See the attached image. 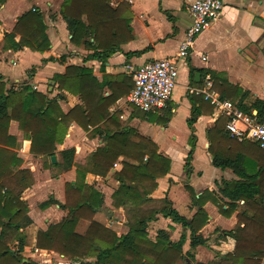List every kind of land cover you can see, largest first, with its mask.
Returning <instances> with one entry per match:
<instances>
[{"label": "trees", "instance_id": "obj_1", "mask_svg": "<svg viewBox=\"0 0 264 264\" xmlns=\"http://www.w3.org/2000/svg\"><path fill=\"white\" fill-rule=\"evenodd\" d=\"M4 1L0 0V5ZM59 12L66 23L70 42L89 50L84 60H100L103 71L108 58L120 51L122 44L134 38L131 25L133 11L126 0L117 4L113 0H62ZM46 29L44 14L37 8L28 9L18 17L13 30L5 32L2 47L20 49L26 46L44 52L51 44ZM16 34L18 39L15 38ZM148 48L128 51L125 55H138ZM65 58L66 54H62L43 59L64 61ZM207 71L222 97L264 122V99L252 96L248 89L239 84L231 83L224 73ZM52 80L60 91L79 95L83 104L64 112L56 97L50 98L28 83L6 88L5 83L0 81V183L3 188L0 192V264H41L23 256L26 246L57 251L79 264H175L187 240L186 230L190 231V248L186 254L189 264H192V260H195L193 249L206 243L199 231L209 218L204 208L208 200L218 205L224 215L229 216L238 210L236 225L220 231L222 237L235 239V247L228 253L218 254L211 261L193 263L262 264L264 149L251 140L238 141L231 136L225 126L227 118L223 115H219L215 124L207 130L208 150L212 165L232 169L237 178L222 179L221 183L216 182L218 191L206 189L199 195L186 185L196 207L191 218L181 214L167 196L151 197L158 186L157 179L171 170V159L158 152L156 143L140 134H137L140 142L135 143L130 140V130L120 132L116 128L103 126L105 144L91 152L88 163L95 172L106 173L123 156L118 162L120 168L115 171L120 185L113 192L111 203L116 208L124 209L128 230L118 234L93 219L92 215L104 202L103 195L85 181L88 171L85 166L74 163L75 148L70 147L60 150V162H49V165L61 169L77 166L76 180L65 184V201L60 202L50 196L40 203L41 206L57 203L68 210L67 214L58 221L50 222L46 229L37 230L33 237L27 230L33 224V219L28 214V203L22 194L34 183V176L28 168L18 167L19 159L10 148L16 141L15 136L8 134L10 120L19 121L24 136L31 141L30 150L35 155H55V144L63 142L72 121H77L84 128L96 123H114L116 117L110 113V106L127 95L133 86L132 74L104 71L100 80L91 67L78 64H69L65 72L54 73ZM195 84H201V80ZM106 86L110 89L108 95L104 94ZM202 102L214 109L208 101ZM200 105L202 103L193 102L187 118L192 131L189 137L191 148L184 164L187 174L192 171L191 159L196 139L194 123L201 115ZM142 112L151 121H156L154 116H157L158 121L164 124L171 114L170 106L163 116L152 111ZM158 214L182 225L179 239L173 240L166 228H159L154 240L150 238L149 223L156 220ZM81 218L90 221L85 233L76 229ZM12 243L16 244L14 250L10 246Z\"/></svg>", "mask_w": 264, "mask_h": 264}, {"label": "crops", "instance_id": "obj_2", "mask_svg": "<svg viewBox=\"0 0 264 264\" xmlns=\"http://www.w3.org/2000/svg\"><path fill=\"white\" fill-rule=\"evenodd\" d=\"M32 1L41 5L42 10L45 9L43 14L47 24L46 31L51 41L50 47L44 52L36 51L26 46L20 49H4L2 45L5 32L0 31V81L5 83L6 88L11 86L18 87L16 84L20 79H22V84L28 83L32 87L34 84L37 86L36 90L47 94L50 98L56 97L64 112H68L77 104H83V101L79 95H74L64 90L60 91L57 83L52 80L54 73H63L67 65L78 64L91 67L94 75L100 80L104 71L112 74L120 72L131 74L130 67L136 68L146 61L176 54L183 34L191 24V18L187 11V6L191 0H126L131 4L133 11L131 25L134 38L122 44L121 50L108 58L103 71L100 68V60L96 58L84 60V57L90 52L89 50L76 46L69 41L66 23L59 12L62 0ZM120 1L122 0H113V3L117 4ZM223 1L224 8L221 17L197 36L192 52L188 56L180 58L178 82L174 90L173 99L169 104L171 114L166 124L162 123L163 125H158V128L155 127L150 130L151 124L144 122L147 120L151 121L147 117H134L128 121L131 113L126 114L119 108L122 102H126L125 98L121 97L110 106V113L116 117L114 123L106 122V125L96 123L88 125L90 129H84L77 121H72L63 142L55 144V162L62 160V158L58 160L60 150L70 147L75 148L74 163L82 164V162H85L86 157L90 156L98 145L102 146L105 144L106 133L104 128L107 126L116 128L120 132L130 130V140L135 143L140 142V137L137 134L143 135L156 143L158 152L171 159L170 172L157 179L158 186L151 193V197L160 198L167 196L171 199L173 206L188 218L194 215L196 207L192 203L190 192L186 185L190 186L199 195L206 189L218 191L217 183H221L222 179L231 180L237 178L232 169H222L211 163L207 130L215 124L219 117L217 111L215 109L211 110L201 99L191 97L186 93L188 86L200 85L195 84V82L201 80L202 84L205 75L210 73L207 70H214L224 73L231 83L239 84L244 89H248L252 96L264 99V79L259 80L255 77V73H252L256 70H262L261 73L264 72V0ZM33 2H27V0L4 1L0 5V20L4 21L15 17L17 21L23 12L30 9L29 7L20 11L21 7L25 3L32 5ZM53 6L55 7L50 11V7ZM16 14L17 16H15ZM3 26L0 23V27ZM8 31L6 30V32ZM15 38L18 39L19 36L16 35ZM145 48L148 49L141 54L130 57L125 55L128 51H137ZM27 53L31 56H36V61L32 62L30 66L24 65L23 62L21 64L18 63L20 56ZM62 54H66L64 61H44L43 59L52 55L59 57ZM203 56H206V60L202 59ZM245 63L247 64L244 65ZM17 64H20V69L8 67L10 65L17 66ZM32 68L33 70H31ZM191 69L193 70L192 74L190 73ZM250 73H252V76H250ZM109 93L110 89L106 86L104 94L108 95ZM193 102L202 103V105H200L201 115L194 123L195 130L193 134H195L196 139L191 159L192 171L187 174L184 164L191 148L189 137L192 134L187 124V118L190 116ZM104 116L107 118V114L104 113ZM154 119L157 120L151 121L152 123L160 124L157 116H154ZM94 128L96 129L95 133L87 134ZM160 130L164 131L166 136ZM8 134L16 137L15 144L10 148L19 159L18 167L28 168L34 176V183L22 194V198L28 203V214L33 219V224H35V227H42L43 218L52 216V213L60 215L57 221L60 220L67 214L64 208H61L57 203L46 206L40 205L50 195L47 198L39 199L40 208L38 210H36L34 204L38 197L46 193L52 194L54 198L64 202L65 184L76 180L77 166L73 165L68 169L55 167L59 168L61 172L57 176H52L51 167L54 168V166L50 165L51 167H49L46 165L47 159H49L50 163H55L51 160L52 155H35L30 150L31 141L24 136L18 120H10ZM205 158L209 175L206 174L200 165H197L198 159L200 164L202 159ZM176 164L177 166H175ZM211 173L213 174L211 175ZM93 176L94 173L88 171L85 181L92 184L90 179ZM92 185L96 188L94 184ZM2 189L0 183V192ZM106 201L107 203L109 202L107 199ZM204 208L207 210L209 218L200 229L199 234L202 239H205L206 243L196 247L197 249L204 247L208 250L212 254L211 259L213 260L216 255L225 254L234 249L235 239L230 236L222 237L220 231L232 229L236 225L238 210H235L229 216L224 215L220 212L218 205L211 200L206 201ZM56 210L58 211L56 212ZM99 210L101 211V207L96 211L97 214ZM119 210L123 211V208H119ZM112 213L110 212L109 215H112ZM109 215L107 214V218L111 222ZM157 217L158 219L152 221V225L160 222L159 217L161 216L157 215ZM164 221L167 223L165 228L174 232L171 238L173 240L179 239L183 231L182 225L174 222L169 217H164ZM122 224L124 226L122 225L121 231L124 233L127 230V226L124 223ZM184 247L185 251L190 248V238H187ZM215 252L217 253L214 255Z\"/></svg>", "mask_w": 264, "mask_h": 264}, {"label": "built area", "instance_id": "obj_3", "mask_svg": "<svg viewBox=\"0 0 264 264\" xmlns=\"http://www.w3.org/2000/svg\"><path fill=\"white\" fill-rule=\"evenodd\" d=\"M223 8V0H191L187 6L191 24L183 34L178 52L146 61L136 68L130 67L133 86L125 95V101L142 111L165 115L178 82L180 58L192 52L197 36L221 17ZM202 59L206 60V56ZM36 87L33 84V88ZM186 93L191 97L208 101L218 115L225 116L227 118L225 126L231 136L238 141L251 140L264 149V122L254 114L241 110L230 99L222 97L214 87L210 73L205 75L202 84L188 86ZM118 164L114 163L115 166Z\"/></svg>", "mask_w": 264, "mask_h": 264}, {"label": "rangeland", "instance_id": "obj_4", "mask_svg": "<svg viewBox=\"0 0 264 264\" xmlns=\"http://www.w3.org/2000/svg\"><path fill=\"white\" fill-rule=\"evenodd\" d=\"M29 1L33 2L32 0H29ZM29 1L27 0V2H29ZM29 7H30V9L37 8L40 11L42 10L41 5H38L35 2H33L32 5H29V3H25V5H23L21 7L20 11L21 10H25L26 8H29ZM44 7H45V5H44ZM54 7L55 6L50 7V11ZM44 10L45 9H43L41 12L43 13ZM15 16H17V14ZM15 19L16 18L13 17V18H10V19L4 20V21L0 20V23L2 25H4L3 27H0V31L1 32H3V31L6 32V30H9V31L13 30V28L15 26V23H16ZM35 59H37L36 56H31L30 54L27 53V54H23L22 56H20V60H19L18 63L21 64L23 62L24 65L30 66L32 62L36 61ZM20 64L19 65L17 64V66L16 65L15 66L10 65L8 67L9 68L11 67L12 69L14 67H16L17 69H20ZM246 64L247 63H245L244 65H246ZM261 71L262 70H256V71H254L252 73H255V77H257V79L262 80V79H264V72L261 73ZM252 73H250V76H252ZM21 81H22V79H20L16 85H18V86L22 85ZM123 97H125V96H123ZM249 100H251V97H250ZM119 108L121 109L122 112H126V114L131 113V116L128 119V121H130L134 117L135 118H141V116H143V114H144L141 110H137L134 106H132L128 102H122V104H121V106H119ZM144 122H148V123L151 124L150 130H152L151 128H155V127L158 128L159 126L163 125L162 123H160V124H157V123H154V122L152 123L151 121H148V120L144 121ZM155 124H157V125H155ZM84 129H90V128H89V126H87V128H84ZM92 130L90 132H88L87 134H91V133H95L96 132L95 128L92 129ZM160 132L163 133L164 136H166V133L164 131L160 130ZM97 147H99V145ZM61 158H62L61 154H58V160L59 159L61 160ZM120 159L121 158L117 159L116 162H120ZM205 160H206V158L202 159V162L199 164V159H198L197 165H200V167L205 170L206 174L209 175V172H207V168H206L207 165H206ZM46 161H47L46 165L51 167L49 165V159H47ZM88 162H89V156L86 157L85 162H82V164L76 163V162H75V164H79L81 166H85L87 171H91V172L94 173V176L91 178L92 180L90 179V181H91L92 184H94L96 186V188L98 190L100 189V191H101V193L103 195V200H104V202H103V204L101 206V211L99 210L98 214H97V212H95L92 215V217H93V219H95V220H97L99 222H102L106 226L112 228L118 234H121V233H123L121 231V227L123 225L122 223H124L127 226V230H128V225L126 224V214H125L124 209H123V211L122 210L118 211L119 208L114 207L112 205V203H111L112 202V194H113L114 190L118 189V187L120 185L118 179L115 176V171H117L118 168H120L121 164H119L118 166H115L114 163H113V165L107 170L106 173H97V172H95L94 168L93 169L91 168V165ZM175 166H177V164ZM60 172H61V170L59 168H55V166H54V168L51 167L52 176H57ZM212 174L213 173H211V175ZM49 195L52 196V194L46 193L45 195H42V196L37 198L38 200L34 204V207L36 208V210H38L40 208L39 199L47 198V196H49ZM63 197H64V199H66V189H65V193H64ZM106 199L109 200L110 203L109 202L107 203ZM52 206L54 207V205H52ZM103 206H104V208H102ZM64 210L66 212L68 211L67 209H64ZM107 210H109V211H107ZM57 211L58 210H56V212ZM110 212H113L112 215H109ZM107 214L111 217V218H109V219H111V222L108 221ZM158 215L161 216V217H159L160 218V220H159L160 222H158L157 224L153 223V225H152V221L149 223V231L148 232H149V236H150V238L152 240L155 239V237L157 235V231H158V229L160 227H164L165 228V226H167V223H165V221H164V217H162L161 214H158ZM58 217H60V215L52 213V216H50V217L47 216V217L43 218V222H42V225H41L42 227H39V226L35 227V224H32L31 226L28 227L27 230L34 237L36 232H37V230L46 229L48 224L51 221H57V219H59ZM157 219H158V217H157ZM165 220H167V219L165 218ZM89 224H90L89 219L81 218L79 220L78 224H77L76 229L80 233H85L87 228H88V226H89ZM167 230L170 232V236H172V234H174V232L170 231L169 229H167ZM186 234H188L187 238H190L189 237L190 236L189 230H186ZM33 239H35V238H33ZM10 246H11L12 250H14L16 248V244L12 243V244H10ZM193 250H194V256H195L194 258H195V260H192V264H194L196 261H202L203 262V261H207V260H209V261L212 260L211 259L212 258V254L208 250H206L204 247H199V249H197V247H196ZM216 253L217 252H215L214 255ZM22 254H23V256L25 258L33 259L35 261H38L41 264H79L78 262L70 260L69 258H67L66 256L60 254L57 251L50 250V249H44V248H34L33 246H26L24 251L22 252ZM217 256L218 255H216L215 257H217ZM189 263H190V260H188V256L186 254L185 247L183 246L182 254L177 259L175 264H189ZM262 264H264V260L262 261Z\"/></svg>", "mask_w": 264, "mask_h": 264}, {"label": "water", "instance_id": "obj_5", "mask_svg": "<svg viewBox=\"0 0 264 264\" xmlns=\"http://www.w3.org/2000/svg\"><path fill=\"white\" fill-rule=\"evenodd\" d=\"M198 75V74H197ZM255 113H256V110H255ZM51 160H52V162H55L56 161V156L55 155H52L51 156Z\"/></svg>", "mask_w": 264, "mask_h": 264}]
</instances>
